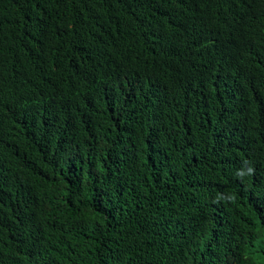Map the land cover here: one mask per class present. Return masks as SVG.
Segmentation results:
<instances>
[{"label": "trees", "instance_id": "trees-1", "mask_svg": "<svg viewBox=\"0 0 264 264\" xmlns=\"http://www.w3.org/2000/svg\"><path fill=\"white\" fill-rule=\"evenodd\" d=\"M0 264H264V0H0Z\"/></svg>", "mask_w": 264, "mask_h": 264}]
</instances>
